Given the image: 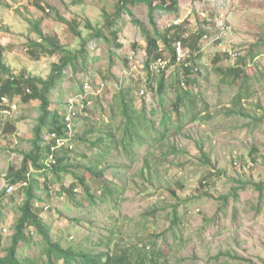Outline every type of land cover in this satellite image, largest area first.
I'll use <instances>...</instances> for the list:
<instances>
[{
	"label": "rangeland",
	"instance_id": "rangeland-1",
	"mask_svg": "<svg viewBox=\"0 0 264 264\" xmlns=\"http://www.w3.org/2000/svg\"><path fill=\"white\" fill-rule=\"evenodd\" d=\"M150 1L153 5L160 3ZM116 3L0 0V62L12 75L47 79L56 69L60 54L31 48L30 40L41 45V37H56L71 51L84 46V56L73 69L62 70L56 89L48 94L50 109H55L58 116L74 113L58 155L65 154L71 165H87L101 151L91 147L89 141L100 133L106 143V131L114 139L113 149L99 164L111 165L102 179L85 178L95 196L93 204L70 172L59 174L65 187L74 184L73 200L67 192H61L52 171L40 173L29 167L31 177L34 175L38 182L36 195L40 200L35 205L50 226L51 236L60 238L64 247L95 252L106 249L96 243L112 231L111 250L134 245L144 248L155 259L153 263L147 260V264H264V186L258 192L250 185L264 182V0H177L176 10H153L158 30L182 24L188 35L200 28L210 31L201 38L202 53L197 60L200 69L190 83L193 90L202 92L209 116L202 112L196 121L189 122L187 112L185 126L180 131L171 128L168 139L157 138L163 107L156 88L160 74L144 68L146 44L140 26L152 32L148 7L135 2L128 5L130 15L122 10L119 18H113ZM106 15L114 20L111 30L118 31L116 38L105 28ZM59 18L75 21L78 34ZM96 29L101 31L100 37H95ZM218 55L219 60L214 62ZM245 55L246 71L251 75L250 96L234 106L237 87L223 82L215 68L232 65L238 56ZM174 70L164 72L162 102L167 109L177 92ZM4 76L0 73V79ZM85 81L98 93L80 92L79 84ZM100 82L106 84L99 92ZM128 89L132 90L134 106L144 108L153 119L156 132L148 130L147 143L134 146L133 153L126 155L114 141L120 139L124 129L119 92ZM12 101L17 110L8 122L14 129L4 133L0 126V193L5 187L9 189L7 173L19 166L22 153L31 148L39 114L38 100L24 102L17 95ZM89 128L100 131L80 139L79 135ZM73 173L84 171L74 168ZM105 181L112 188H120L115 200L105 198ZM241 183H245L242 189ZM14 189L1 202L0 254L9 243L22 202L20 189ZM222 196L227 199L222 200ZM174 210L177 217L173 222ZM31 236L38 239L36 234ZM21 250L26 257L40 259L36 245Z\"/></svg>",
	"mask_w": 264,
	"mask_h": 264
},
{
	"label": "trees",
	"instance_id": "trees-1",
	"mask_svg": "<svg viewBox=\"0 0 264 264\" xmlns=\"http://www.w3.org/2000/svg\"><path fill=\"white\" fill-rule=\"evenodd\" d=\"M135 2H144L148 7V20L152 26V32L149 33L142 25L140 26L146 44L144 50V68L148 72H151V74H160L159 79L156 81V88L157 94H159L160 97V104H162L163 107L159 118L157 138L168 139L172 132L171 128L175 131H180L185 126L186 121L184 118L187 112L189 114L187 121L189 122L196 121L202 112L204 114L210 112L208 111L209 105L202 97V92L200 90H193L190 84L195 80L193 76L196 75L200 69L197 60L202 53L201 38H203V35L209 34L210 31L200 28L195 32H191L188 37L184 38L185 29L182 27V24H171L162 30H158L153 16V10L155 8L176 10L177 0H160V3L155 5H153L150 0H117L112 17L119 18L122 10H125L130 15L128 5L134 4ZM59 21L64 22L72 32L78 34L74 29L75 21H68L63 18H59ZM135 22L138 23V21ZM104 25L109 33L112 34V38H116L118 31L116 29L111 30L114 26V20L108 15L105 16ZM37 33L41 35L39 29H37ZM94 34L95 37H100L101 31L96 29ZM176 40H181L183 48L187 51L184 60L189 62L188 66L176 62V53L173 47ZM41 42L42 44L40 45L30 40L29 46L35 49L39 48L42 53L60 54L58 64L55 67L56 69L50 73L47 79L24 76L21 74L18 76L12 75L9 67H6L0 62V73L5 75L0 79V101L3 96L12 100L14 96L20 95L24 102H29L30 100H38L39 102V114L33 128V137L30 141L31 148L22 153L19 166L17 168H11L5 176L8 186H13L15 189L19 188L23 197L22 202L18 205V216L13 223V232L9 237V243L3 249L4 254H0V264H147V260L152 263L155 262L152 253H148L144 248L140 249L136 245L120 250H111L109 246L114 236L112 231L105 237L104 241H97L96 243L105 246V250L94 252L91 249H83L81 247L74 249L72 245L64 247L60 238L53 239L50 226L38 213L39 209L35 205L36 201L40 200L36 195L38 182L34 175L31 177L29 167L40 173L47 170L52 171L55 174L54 182L60 184L59 188L61 192H67L71 200H73L74 194L72 191L74 190V184L71 183L68 187H65L62 183V175L59 174V172L61 174L70 172L75 180L82 186L83 193L87 197L88 202L93 204L95 196L91 194L90 186L85 182V178L89 176L97 180L102 179L104 170L110 168L111 165L106 162L107 165L101 167L99 164L102 159L106 160L108 152L111 148L113 149V143L111 141L114 140L110 132L106 131L105 134L108 138L106 143L103 142L104 138L100 133L89 141L91 147H99L101 151L96 153V160L93 162L90 161L87 165H82L79 162L75 165H71L67 162L65 154L61 153V155H58V149L54 153L55 162L50 166L45 164L50 153V147L55 143L54 140L47 142L45 136L54 132L58 136L65 137L68 132L65 123L66 115L59 113L58 116L55 109H50L52 102L48 94L49 92L51 94L54 89H56V81L58 77L62 75V70L66 67L73 69L79 62L81 56H84L85 51L83 45L81 49L71 51L67 49L65 45L60 44L56 37H41ZM160 42L163 48L160 47ZM30 52L34 54L33 50ZM224 55L226 57L228 56L227 54ZM246 56L247 55L238 56L232 65L215 68L221 73V80L223 82L237 87V93L232 98L234 106L241 105V100L250 96L251 75L246 71V66L248 64L245 62ZM219 58L220 56L218 55L214 62H217ZM160 59L167 60V64L163 68H156V62ZM169 68H175V76L178 78L182 77L183 80L176 79L177 92L170 102V108L167 109L162 102V96L166 86L164 82V72ZM186 84H190V87H185ZM79 88L80 92H83V83L79 84ZM119 99L120 114L123 118L124 129L122 131L123 135L119 140L115 139L114 144H118L121 151L129 155L133 153L134 146L147 143L148 130L155 131L156 125L153 119H150L146 115L144 108L137 109L134 106L132 90H120ZM185 108L187 110L183 111ZM208 116L209 114L206 117ZM2 127V132L4 133H8L9 130L12 131L14 129V125L10 124V122H6ZM96 131L89 128L81 133L79 138L84 139L86 134H92V132ZM60 149L61 147H59V150ZM81 156L88 158V156H84L83 154H81ZM74 168H80L84 173L75 174L73 173ZM85 173L87 175H85ZM24 179H27V184L20 185V181ZM243 184L245 183L240 184V189L245 187ZM250 185L256 191L261 192L264 182H251ZM45 187L46 185H44L43 188L45 189ZM7 189L8 187H5L0 193V220L2 218L1 211L4 207L1 205V202L4 200L5 196H9L10 194L7 192ZM102 192L106 196L105 198L115 200V196L120 194V188H112L109 182L105 181L102 184ZM221 199L226 200L227 197L222 196ZM172 215V220L174 222L177 217L176 210L172 212ZM34 234L38 236L37 240L32 238L31 235ZM2 238L0 232V248ZM30 245H36L39 248L40 259L25 256L21 248L23 249ZM148 247L149 246H147V248ZM160 253L161 251L155 255L159 256Z\"/></svg>",
	"mask_w": 264,
	"mask_h": 264
},
{
	"label": "built area",
	"instance_id": "built-area-1",
	"mask_svg": "<svg viewBox=\"0 0 264 264\" xmlns=\"http://www.w3.org/2000/svg\"><path fill=\"white\" fill-rule=\"evenodd\" d=\"M188 37V34L184 33V38ZM204 38L207 37V35H203ZM175 53H176V62L178 64H183L184 66H188L189 62L185 61L184 58L186 57L187 51L183 48L181 40H176L173 44ZM134 52H132V55ZM132 55H130V58H132ZM184 60V61H183ZM167 64V60L160 59L156 62V68H163ZM106 82H100L97 86V91H101L103 87L105 86ZM83 92L84 94H97L94 93V88L91 85L90 82H84L83 83ZM0 126H3L6 122L9 120V116L12 115L13 112L17 110V105L12 100L8 99L7 97H2L0 101ZM73 112H69L66 114L65 117V123L68 128V131L71 129V117L73 116ZM68 133V132H67ZM45 140L47 142H50L51 140H54L55 143L50 147V153L45 161V164L47 166H50L52 163L55 162L54 153L57 151V149L63 144V142L66 140L65 137L58 136L56 133L51 132L45 136ZM20 185H26L27 179L21 180ZM15 187L9 186V189H7V192L9 193L11 189H14ZM47 208V206L45 207Z\"/></svg>",
	"mask_w": 264,
	"mask_h": 264
}]
</instances>
